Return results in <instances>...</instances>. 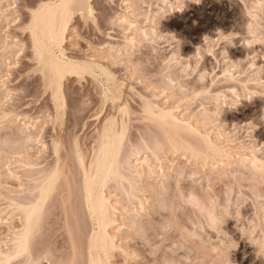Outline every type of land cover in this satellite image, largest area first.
Segmentation results:
<instances>
[{"label": "rangeland", "instance_id": "obj_1", "mask_svg": "<svg viewBox=\"0 0 264 264\" xmlns=\"http://www.w3.org/2000/svg\"><path fill=\"white\" fill-rule=\"evenodd\" d=\"M56 1L0 0V264H264V9L72 0L63 51L52 49L85 68L59 88L29 27ZM111 128L115 173L95 185L104 252L86 180ZM53 174L22 251L25 209Z\"/></svg>", "mask_w": 264, "mask_h": 264}, {"label": "bare ground", "instance_id": "obj_2", "mask_svg": "<svg viewBox=\"0 0 264 264\" xmlns=\"http://www.w3.org/2000/svg\"><path fill=\"white\" fill-rule=\"evenodd\" d=\"M73 1L70 0L71 3ZM65 2H66V0H59V1H56L54 4L44 5L45 7L42 9H40V7H39L38 9H40V15L37 18V20L35 21V23H33V18H32V23H31V28H30V30H31L30 32L32 34L33 41H34L35 48H36L35 50L37 51L39 60L45 66L47 65L46 67H49L51 69L50 70L48 68L50 70V74L53 72L51 75V80H52V77H55V80H54L55 84H58L59 88H60V84H61L60 82H61V79L63 78L62 76L64 75V73L75 72L76 67H78V69L76 68V71L79 69L81 71V70H84V68H85L84 66H80V65H78V66L77 65H73V66L71 65V67H70V65L69 66L66 65L65 63H63L64 62L63 60H62L63 61L62 62V61H60V59L58 60L56 58V57H58V54L57 55L54 54L55 50L53 51V49H52L54 46H57L60 50L62 49L60 45H61V42H63L62 40H64V32L67 28V23H68V19H69V18H67V19L65 18L64 9L61 7V5ZM86 2H87L86 5L84 3H81V4L86 6V13L89 16H92L93 11H95V10L93 9L91 2L88 3L89 1H85V3ZM83 10L84 9H82L80 11V13H83V15H85L86 14L84 12L85 10L84 11ZM57 47H56V49H57ZM61 51H63V49ZM73 67H75V68H73ZM81 67H84V68L82 69ZM70 73H67V74H70ZM75 73H79V71L75 72ZM171 116L173 117L172 119H174V122H176V123L179 122V119L177 117L173 116V114ZM114 137H118L116 135V132L113 129L108 131V133L106 134V137L103 141L102 147H101L102 152L100 149L101 157L98 160L99 162L98 161H97L98 163L96 162L97 164H96V168L94 171V176L92 179L91 178L88 179L89 183H88V180L85 179L87 182L86 183V186H87L86 189L88 190L87 191V200H88V203L90 205V208L93 210L92 213H94L97 217L99 227H100L99 228L100 229L99 234L97 235L95 233L96 234V236H95L96 240H95L94 244L96 245V243H97L98 247L100 246L104 252L107 251V244L106 243H108V241H111V240H107V238L105 237V232H106L105 229H106V225L108 226V222H109L108 218L110 219V217H108L109 213H107V210H108L107 204H106L107 202H105L103 197H101L100 195L97 194L98 192H96L97 190L95 189L96 188L95 185L97 183H100V185L105 184V182H107L109 175L115 173L114 172L115 165H116V162H115L116 157L115 156H116V153L118 151L119 144L117 142L118 139H115ZM252 153H254V152H252ZM252 156H255L254 157L255 159L252 160L255 163L254 165L259 166V164L260 165L263 164L262 160H260V158L257 159L258 157H256L255 154H252ZM245 157L248 158V155L244 156L243 158H245ZM250 158L251 157L249 155L248 160ZM242 160H244V159H242ZM262 166H264V165H262ZM94 167H93V169H94ZM54 175L55 174L50 175V176L48 175V178L45 181H47L50 177H53ZM54 179H55V176H54ZM45 181L42 184V187L44 186ZM54 183H55V180H54ZM99 194H101V193H99ZM38 196H39L38 200L34 201L32 204L30 203L31 205H29L27 207V209H25L26 210V215H25L26 216V218H25L26 219V228L24 227L25 230L20 235H18L19 237L17 236V241H18L17 246L22 251L23 250L27 251L28 249H31L30 239L32 237L31 235H33L32 232L35 230L34 229L35 225L39 224L37 222V220L38 221H39V219L41 220V218L39 216L43 214V213L42 214H40V213L42 212L41 208H42V203H44L43 202L44 199L41 200V195L38 194ZM31 199L34 200L35 197L34 198L31 197ZM28 201L26 200L25 203L27 204ZM29 202H31V200ZM24 214H25V212H24ZM30 214H31V220L29 219ZM36 222H37V224H36ZM108 239H110L109 236H108ZM90 243H91V240H90ZM109 244H110V242H109ZM89 246L91 247V245H89ZM109 248H110V246H109ZM107 254H109V253L107 252ZM92 264H101V262L94 260Z\"/></svg>", "mask_w": 264, "mask_h": 264}, {"label": "snow or ice", "instance_id": "obj_3", "mask_svg": "<svg viewBox=\"0 0 264 264\" xmlns=\"http://www.w3.org/2000/svg\"><path fill=\"white\" fill-rule=\"evenodd\" d=\"M44 5L40 6V9L44 8ZM61 7L64 9V15L65 18H70V16L73 14L72 10L75 7L74 4H72L70 2V0H66L65 3H63L61 5ZM40 9H37L36 11H34L32 13L33 16V23H35V21L37 20V18L40 15ZM81 15H83V13H81ZM91 18V17H90ZM29 27L31 28V25H29ZM47 71V70H46ZM40 191V195H41V200L45 199L47 196H49L51 194L52 191H54V176L50 177L47 181H45L44 186L39 190ZM29 219L31 220V214L29 216Z\"/></svg>", "mask_w": 264, "mask_h": 264}, {"label": "clouds", "instance_id": "obj_4", "mask_svg": "<svg viewBox=\"0 0 264 264\" xmlns=\"http://www.w3.org/2000/svg\"><path fill=\"white\" fill-rule=\"evenodd\" d=\"M192 3L195 4H199L201 3V0H191ZM184 5H185V0H184ZM253 7H260L261 9H264V0H259V4H257L256 0H253ZM226 216H230L229 213L225 212L223 213L222 216L216 217L212 223H211V227L215 230L216 228L220 227L223 223H224V218ZM230 262V260H229ZM33 264H35V262H33ZM231 264V262H230Z\"/></svg>", "mask_w": 264, "mask_h": 264}]
</instances>
